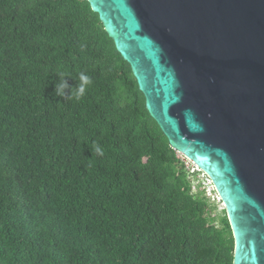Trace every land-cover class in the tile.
Segmentation results:
<instances>
[{
	"label": "trees",
	"instance_id": "1",
	"mask_svg": "<svg viewBox=\"0 0 264 264\" xmlns=\"http://www.w3.org/2000/svg\"><path fill=\"white\" fill-rule=\"evenodd\" d=\"M196 174L88 0H0V264H234Z\"/></svg>",
	"mask_w": 264,
	"mask_h": 264
},
{
	"label": "water",
	"instance_id": "2",
	"mask_svg": "<svg viewBox=\"0 0 264 264\" xmlns=\"http://www.w3.org/2000/svg\"><path fill=\"white\" fill-rule=\"evenodd\" d=\"M171 148L213 182L234 264H264V0H88Z\"/></svg>",
	"mask_w": 264,
	"mask_h": 264
},
{
	"label": "rangeland",
	"instance_id": "3",
	"mask_svg": "<svg viewBox=\"0 0 264 264\" xmlns=\"http://www.w3.org/2000/svg\"><path fill=\"white\" fill-rule=\"evenodd\" d=\"M179 156L186 162L191 173L197 172V174L193 176V185L197 187L201 184L203 188H205L206 195L210 198L211 203L215 205V211H213V214L223 215L225 209L224 203L221 201L220 196L216 192L212 180L204 172L200 171V169L193 164V162L186 159L181 154H179Z\"/></svg>",
	"mask_w": 264,
	"mask_h": 264
},
{
	"label": "clouds",
	"instance_id": "4",
	"mask_svg": "<svg viewBox=\"0 0 264 264\" xmlns=\"http://www.w3.org/2000/svg\"><path fill=\"white\" fill-rule=\"evenodd\" d=\"M66 78L70 77L61 75L59 82L55 85V91L58 96H67L69 99L80 100L85 95L88 85L92 83L91 77L83 72L79 74V83L76 85L70 84ZM95 151L97 154L103 155V151L99 147H96Z\"/></svg>",
	"mask_w": 264,
	"mask_h": 264
}]
</instances>
